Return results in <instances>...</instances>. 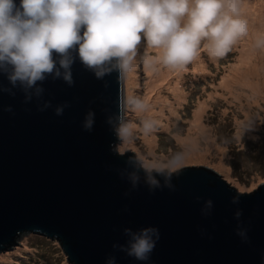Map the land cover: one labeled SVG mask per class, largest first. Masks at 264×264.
Listing matches in <instances>:
<instances>
[{"label":"water","instance_id":"95a60500","mask_svg":"<svg viewBox=\"0 0 264 264\" xmlns=\"http://www.w3.org/2000/svg\"><path fill=\"white\" fill-rule=\"evenodd\" d=\"M72 73L74 84L49 76L42 96L28 102L24 91L0 73V89L15 93L0 91V251L23 232H33L56 238L71 264H107L109 257L116 264H264V182L238 190L203 164L164 168L170 170L174 191H150L143 170L132 188L129 162L147 167L133 150L117 148L124 73L97 79L78 56ZM45 101L51 107L40 111ZM61 104L68 106L58 116L55 108ZM89 111L95 113L91 131L83 128ZM207 200L213 207L204 215ZM148 226L160 232L149 260L113 247L126 243L124 229ZM238 227L247 239L237 234Z\"/></svg>","mask_w":264,"mask_h":264},{"label":"clouds","instance_id":"9594fccd","mask_svg":"<svg viewBox=\"0 0 264 264\" xmlns=\"http://www.w3.org/2000/svg\"><path fill=\"white\" fill-rule=\"evenodd\" d=\"M247 31L238 0H20L18 4L0 0V73L7 74L13 87L24 91L28 102L33 96H42L43 81L49 76L74 84L72 66L77 56L97 79L113 71L123 74L130 69L143 39L149 48L162 51L159 59L163 65L184 69L198 57L202 43L210 57L221 58ZM0 91L15 94L12 88ZM131 103L135 110H144L141 101ZM67 106H56V115H63ZM49 107L51 101H45L40 111ZM7 110L11 112V106ZM116 120L118 136H131L123 107ZM94 123L95 113L89 111L83 128L91 131ZM108 123H112L111 117ZM151 127L150 122H144L145 131ZM179 162L177 156L170 167ZM129 163L133 167L128 176L132 188L138 186L137 172L143 170L150 191L162 187L175 190L170 170L137 169L138 161ZM232 203H239L238 196ZM212 207L213 202L207 200L202 213L208 215ZM240 215L235 213L236 218ZM124 233L126 243L113 247L136 260H149L160 238L159 229L126 228ZM237 234L247 239L245 229L238 227ZM107 264H116L115 258L109 257Z\"/></svg>","mask_w":264,"mask_h":264},{"label":"rangeland","instance_id":"374dc122","mask_svg":"<svg viewBox=\"0 0 264 264\" xmlns=\"http://www.w3.org/2000/svg\"><path fill=\"white\" fill-rule=\"evenodd\" d=\"M241 18L248 24L247 34L239 37L232 45L231 50L221 58H214L208 55L201 44L198 57L189 63L184 69H175L172 77L177 79L181 74V86L186 93V100L178 110L176 116L171 120V126L164 127L163 123L150 122L152 131L156 132V151H151L144 140V124L141 117L134 109L131 101L139 100L143 104H154L153 99L144 101L149 93L153 75L157 74L160 68H171L160 62L162 52L147 46L145 40H141L136 50L135 68L136 84L130 90V69L124 73L125 82V124L135 127L131 131V137L121 138L117 148L120 152L131 149L141 158L142 165L153 168H168L177 170L187 165L201 166L203 164L215 169L223 177L232 182L238 190H252L264 182V98L251 100L250 117L242 105L247 103L244 98L242 103L235 94L222 89V81L231 71L232 65L240 64L241 59L250 56V47L262 50L264 46V0H238ZM261 36L263 42L257 41ZM261 56L263 52H258ZM257 60H259L257 58ZM155 62L156 65H153ZM201 65L202 67L198 66ZM202 68L198 72L197 68ZM256 71L258 78L264 84V68ZM156 73V74H155ZM152 76V77H151ZM151 77V78H150ZM170 77V78H172ZM172 82V80H171ZM171 86V85H170ZM169 85H165L162 93L169 94ZM206 101L210 105L205 114V121L212 129L213 138L217 145L225 146L227 153L225 161L230 167V175L221 170L215 163L220 159L215 148H211L208 155L210 158L202 161L190 160L179 165L171 166L170 161L179 157L183 151L182 144L177 140L176 134L186 135L189 131L190 121L198 102ZM202 142L205 141L202 139ZM206 146V145H205ZM155 158H154V157ZM215 157V158H214ZM0 264H71L60 242L54 238L50 239L44 235L23 232L17 242L10 248L0 251Z\"/></svg>","mask_w":264,"mask_h":264},{"label":"bare ground","instance_id":"6f19581e","mask_svg":"<svg viewBox=\"0 0 264 264\" xmlns=\"http://www.w3.org/2000/svg\"><path fill=\"white\" fill-rule=\"evenodd\" d=\"M257 37V41H260L262 39L261 36ZM261 42H263V40H261ZM262 46H264L263 43ZM249 52L251 53L250 56L246 59H241L240 64L232 65L230 73L226 75L222 81V89L224 91L231 92L232 94L236 93L235 97L241 100L242 103H245L243 102L245 97L248 98L247 103L242 105V109L246 110V113L248 114L250 113L252 103L249 101H251L252 99L260 100L261 98H264V84L262 82V79L258 78L259 76L256 72L258 70H261L260 66L262 64L264 66V48L260 50L257 47H250ZM258 52L263 53L261 56H258ZM257 58L259 60H257ZM133 65L134 63L132 62V65L130 67V90L133 89V86L136 84V79L134 77L136 75V71ZM153 65H156L155 62L153 63ZM198 66L202 67L201 65ZM200 67L197 68L198 72L202 70V68ZM173 71L174 70L172 68H167L166 70L160 68L157 71V74L155 73L156 75H153L149 93L145 97L144 101L153 99L152 102H154V104L144 103V110L137 111L138 113H142L141 117L143 119V124L145 121H157L158 123H163L162 125L164 127L169 128L171 126V119L176 116L178 110L181 108V106H183L187 96L184 88L181 86L180 77L182 73L180 75L178 74V78L175 79L174 77H172ZM166 84L169 85L168 90L171 92L170 94L171 96H173V100H171L169 94L164 95L162 93ZM209 105L210 104L206 101L198 102L189 124V131L186 133V135H182L181 133L176 134L177 140L182 144L183 151L179 155L180 162L175 165L177 166L190 160H206L210 158L207 154L208 151L210 152L211 148H215L216 154L221 156L217 162L215 160V163L221 170H223L227 174V176H229L231 169L227 165L224 158L227 150L225 146L216 144V140L213 138L212 129L204 119ZM248 117H250V114L248 115ZM131 125H133L130 127L131 131H133L135 125ZM144 135V140L149 147L150 153H152L151 151H156V132L152 131L151 127L150 130L145 131ZM130 137H128L127 139L129 140ZM202 139L205 141V143L201 141Z\"/></svg>","mask_w":264,"mask_h":264}]
</instances>
